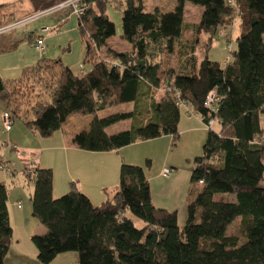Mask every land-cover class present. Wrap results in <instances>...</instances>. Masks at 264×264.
<instances>
[{
	"label": "trees",
	"instance_id": "trees-1",
	"mask_svg": "<svg viewBox=\"0 0 264 264\" xmlns=\"http://www.w3.org/2000/svg\"><path fill=\"white\" fill-rule=\"evenodd\" d=\"M27 1L33 12H40L67 0ZM85 2L78 29L88 70L76 73L61 57L43 56L20 77L0 75V101L14 120L49 138L71 115H94L88 129L72 136L76 147L88 151H113L162 135H171V146L176 147L179 99L207 125L211 120L214 124L208 127L202 154L193 159L183 226L178 210L155 205L142 166L123 162L119 184L105 188L106 198L96 206L75 182L55 197L53 169L38 166L34 177L24 163L21 172L34 183L33 216L46 228L31 238L39 262L50 264L60 254L76 252L78 264H264V0H176L169 12L158 7L149 11L145 0ZM187 2L203 7L191 26L185 21ZM109 5L122 9L121 38L130 43V50L109 44L116 33ZM72 12L68 9L60 17ZM13 18L0 14V25ZM236 22L239 32L229 58L213 59L214 38ZM187 25L193 29L191 40L182 39ZM39 37L35 32L24 37L2 34L0 54ZM103 47L108 57L100 53ZM211 91L219 98L215 110L205 105ZM130 102L134 110L97 116L100 110ZM142 113L148 115L145 121L107 132L110 125ZM146 167H151V159ZM217 194L235 195L236 200H216ZM8 198L9 187L0 181V264H5L13 240ZM131 215L144 225L137 227ZM240 216L243 240L229 232Z\"/></svg>",
	"mask_w": 264,
	"mask_h": 264
},
{
	"label": "crops",
	"instance_id": "crops-1",
	"mask_svg": "<svg viewBox=\"0 0 264 264\" xmlns=\"http://www.w3.org/2000/svg\"><path fill=\"white\" fill-rule=\"evenodd\" d=\"M19 1L22 0H0V5L3 4L0 13L17 17L15 11L2 13L1 10L7 11L5 5ZM56 17L58 22L55 28L61 30L66 19L60 21V16ZM42 29L41 32H44ZM38 36H42L45 42L43 52L36 47L34 41L31 44L33 49L28 47L31 50L29 56L20 49V45L14 51L0 54V75L4 79L20 77L23 69L34 65L47 54L49 46L46 38L43 33H38ZM127 47L125 50L131 49V46ZM5 108V104L0 101V164L2 165L0 172L3 174L0 176V181H4L9 187L8 206L13 226V240L5 264H41L37 259V248L31 238L34 234L44 233L46 228L33 216L30 197L34 183L28 181L21 172L32 153L40 155V167L53 169L55 197L65 194L70 188V183L75 182L79 190L86 194L94 205H100L106 198L104 189L112 190L119 184L121 164L126 162L145 168L156 206L179 211L177 205L188 204V198L191 196V181L188 184L186 175L181 174L182 171H192L193 159L202 154L208 134L205 120L192 108L188 113L186 111L187 117L180 119V141L176 147L171 146V135H162L150 140L137 141L113 151H88L76 147L72 143V136L76 132L70 137L63 132V126L71 116L52 138L45 139L36 135L19 120H15L11 130L7 132L1 119L2 113L6 111ZM46 152L50 158H53L52 162L45 159ZM147 159L152 160L150 168L146 167ZM165 167L175 170L165 177L162 174ZM177 196H181V200L178 201ZM68 254L71 253L60 254L55 260L61 256L63 259L60 260L68 256L74 258V255ZM53 262L50 264H54Z\"/></svg>",
	"mask_w": 264,
	"mask_h": 264
},
{
	"label": "rangeland",
	"instance_id": "rangeland-1",
	"mask_svg": "<svg viewBox=\"0 0 264 264\" xmlns=\"http://www.w3.org/2000/svg\"><path fill=\"white\" fill-rule=\"evenodd\" d=\"M147 5H148V10L153 11L157 7L160 8L163 12H169L173 11L176 6V0H145ZM24 2V3H23ZM7 7L6 10H1L2 13H11L12 11H15L17 14V17L13 18L9 22H7L4 25H0V27L5 26L7 24L15 23L21 20H24L25 18L31 16L34 14L33 10L30 9V5L26 0H22L19 2H16L15 4H7L5 5ZM25 7L27 9H25ZM68 9H72V7H67L65 9L56 11L54 14L50 15H45L42 17H39L31 22H29L26 25L16 27L15 29L12 28L10 31H7L6 33H11V35L18 36V37H24V34H27L28 32H35V35H38V33H43V35L46 38L47 46H49V50L45 56L49 57H61L63 61L68 64L74 72L79 73V72H84L88 70V66L83 64V57L85 53L84 49V43L81 39L80 31L78 29V17L75 14H71L68 17H66V22L64 24V27L61 28V30L56 29V25L58 22V18L56 16H63V14H66V11ZM24 10H28L25 12ZM203 11V7L200 5H195L190 2L186 3L185 7V18H186V23L188 25H192L194 23H197L200 19L201 13ZM25 12V13H24ZM107 13L110 17V19L115 23L116 25V33L114 36H112L109 39V43L115 47L116 49L120 50H125L128 47L131 46L129 42L123 40L121 38V33H122V9L116 8L113 5H109L107 8ZM1 14V13H0ZM60 17V21L63 19ZM185 27L184 34L182 36L183 40H191L194 38V33L193 29L189 26ZM48 27L52 30L48 32H41L42 27ZM55 28V29H53ZM239 32V27H238V22H236L233 26L229 27H223L220 29L218 35L214 38L213 40V49L210 52V55L213 59H219V60H226L229 56V50H231L235 46V38ZM222 33V35L220 34ZM2 35V34H0ZM37 37V36H36ZM202 38L206 39L207 35L202 34ZM36 39V38H35ZM29 41L25 39L23 42L20 44V49L26 52V54L29 56L31 50L28 48L30 47L33 49L31 46L32 42L35 41ZM100 53L104 57H108V53L106 52V47H103L100 51ZM198 54L200 57L204 55V50L203 48L198 49ZM161 55L157 56L155 58L156 61H159L161 59ZM176 59L172 60V63L175 65L176 64ZM23 72V71H22ZM13 79V78H12ZM135 106L134 103H123L119 104L116 106H112L103 110H100L97 114L98 117H106L109 115H112L114 113H118L121 111H129V110H134ZM187 108H182V116L183 118L187 117L185 115ZM148 115L146 113L142 114H136L134 117L129 118V119H123L120 120L109 127H107V132L109 134H114L117 132H120L122 130L131 128L135 124H137L140 121H145L147 119ZM94 115H77L73 114L69 118L68 122L64 124L63 126V132L66 134V136L70 137L73 132H80L84 129H88L91 121L93 120ZM262 125L264 127V116L262 117ZM216 128L218 125H214ZM53 137V136H52ZM49 137V138H52ZM48 139V138H45ZM45 157V153H44ZM46 160L52 162L53 158L48 155L46 152ZM18 162V161H17ZM151 165H152V160H151ZM18 166H20V163L18 162ZM3 175L2 172H0V176ZM182 176L186 175V180L187 183H190L191 179V172L188 171H182ZM164 179V178H163ZM162 179V180H163ZM166 179V178H165ZM261 185L264 186V180L261 181ZM183 190V188H182ZM61 196V195H60ZM181 196H177L178 201ZM216 200H225V199H230V200H236L235 195H227V194H217L215 196ZM179 208V226H183L186 223L187 219V203L183 205H177ZM133 220L135 222V225L137 227H142L144 225V222L134 216ZM241 216L237 218L236 222H233L231 224V228H229V232L232 234H237L241 237V240H243V237L240 234L239 230V222L241 220ZM71 254L68 255H74V258L71 256H68V258L61 256V258H58V260H55L53 263L55 264H78L76 259H77V253L76 252H69ZM76 256V258H75Z\"/></svg>",
	"mask_w": 264,
	"mask_h": 264
},
{
	"label": "built area",
	"instance_id": "built-area-1",
	"mask_svg": "<svg viewBox=\"0 0 264 264\" xmlns=\"http://www.w3.org/2000/svg\"><path fill=\"white\" fill-rule=\"evenodd\" d=\"M85 0H67L63 3H61L59 6L57 7H54V8H51V9H48V10H45V11H40V12H34L33 15L25 18L24 20H21V21H18V22H15V23H11L10 24H7L5 26H2L0 27V34H3V33H6L7 31H10V29L12 28H16L19 26H23V25H26L28 24L29 22L39 18V17H42V16H45V15H50V14H54L56 11H59V10H62V9H65L67 7H72L73 8V14H75L77 17L81 16L83 13H84V7H85ZM65 19L63 18L62 21H64ZM13 30V29H12ZM44 32L46 31H50V29L48 27H44L42 29ZM222 35V33H220ZM36 47L41 51L43 52L45 50V42H44V39L42 36H40L37 40H36ZM229 58V57H227ZM219 101V98H218V95L215 91H211L206 99V107H208L209 109L211 110H215V106H216V103H218ZM177 104L179 105V107L181 108H187V113L190 111V108H191V105L189 103H186L185 101L183 100H178L177 101ZM1 119H2V124H3V127H4V130L5 131H10L11 128H12V125L14 123V118L13 116L11 115L10 112H3L2 115H1ZM214 124V121L211 120L210 123L207 125L208 127H211L213 126ZM261 138L264 139V133L263 135L261 136ZM40 159V155L37 154V153H32L31 154V157L28 159L27 161V168H26V172L27 174L29 175H32L35 177L36 175V169L37 167L39 166V160ZM175 169L171 168V167H165L162 171V174L163 176L167 177L169 175H171L173 172H174Z\"/></svg>",
	"mask_w": 264,
	"mask_h": 264
}]
</instances>
